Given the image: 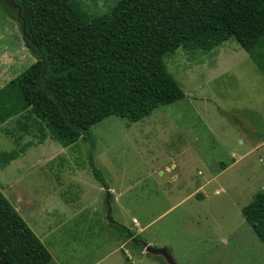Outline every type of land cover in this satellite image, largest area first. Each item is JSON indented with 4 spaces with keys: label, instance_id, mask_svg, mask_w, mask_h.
<instances>
[{
    "label": "rangeland",
    "instance_id": "374dc122",
    "mask_svg": "<svg viewBox=\"0 0 264 264\" xmlns=\"http://www.w3.org/2000/svg\"><path fill=\"white\" fill-rule=\"evenodd\" d=\"M79 1L93 15L118 2ZM219 29L225 35L203 41L210 51L164 56L182 100L136 123L104 119L91 128L93 145L40 142L25 112L0 127V153L18 152L7 165L0 156V189L55 259L68 243L57 264H167L105 227L109 215L148 246L170 250L176 264H264L241 213L264 190V75L235 40L217 43L228 36ZM26 120L27 133L17 125ZM89 152L113 189L110 200ZM70 215L65 237L55 226Z\"/></svg>",
    "mask_w": 264,
    "mask_h": 264
},
{
    "label": "trees",
    "instance_id": "16d2710c",
    "mask_svg": "<svg viewBox=\"0 0 264 264\" xmlns=\"http://www.w3.org/2000/svg\"><path fill=\"white\" fill-rule=\"evenodd\" d=\"M12 1L16 7L0 0V12L18 23L36 62L0 88V127L25 112L37 125L40 142L49 137L63 147L79 140L93 145L91 128L104 119L115 116L136 123L182 100L185 95L163 58L179 49L185 54L210 51L201 46L225 35L219 22L264 75V0H118L102 15L91 14L79 0ZM17 125L25 133L30 129L27 120ZM0 156L7 165L18 152ZM87 160L110 200L92 152ZM241 213L264 247V190ZM110 222L145 248L139 236ZM51 261L0 189V264Z\"/></svg>",
    "mask_w": 264,
    "mask_h": 264
},
{
    "label": "crops",
    "instance_id": "0c3cea01",
    "mask_svg": "<svg viewBox=\"0 0 264 264\" xmlns=\"http://www.w3.org/2000/svg\"><path fill=\"white\" fill-rule=\"evenodd\" d=\"M217 26L218 28H221V27H224L225 25L222 22H219L217 23ZM227 32L229 31L227 30ZM230 38L235 40L234 37L230 33H228V36L226 38H224L223 40L219 38L220 39L218 40L219 42L217 41L216 42L219 45H221L222 43L229 40ZM35 62H36V59L33 57V55H31V53L29 52L28 48L26 47L24 43L22 33H21L18 23H16L15 21L9 19L8 17L0 13V88H3L9 82L17 78L22 72L28 69ZM207 183L208 182H206V184ZM109 188H110L109 193L112 194L113 189L110 186ZM216 193H218V191ZM191 196L192 194L188 195L187 198ZM72 219L73 217L72 215H70L69 217L65 218L64 221L60 222V224L55 226V227H59L60 230H63V232L65 233V237H70L69 235H71L69 234V232L71 231V229H73L71 228V225H70V221H72ZM107 220H108L107 222L105 220L102 223L104 224L105 227H106V223L107 225L109 224V226L111 223L108 218ZM75 239L76 238H74V240ZM72 245L73 243L71 244V249H72ZM146 245L148 246L149 244H146ZM67 247H68V243L66 245L63 244L60 250L58 251L55 250L56 259L53 256V254H51L53 264H57V261L61 257L65 256L63 255V253H65L64 250L66 251ZM112 253L113 252H110L108 254L106 253L103 256L104 257L103 259L109 258Z\"/></svg>",
    "mask_w": 264,
    "mask_h": 264
},
{
    "label": "water",
    "instance_id": "95a60500",
    "mask_svg": "<svg viewBox=\"0 0 264 264\" xmlns=\"http://www.w3.org/2000/svg\"><path fill=\"white\" fill-rule=\"evenodd\" d=\"M5 1L9 3L11 6L16 7L12 0H5ZM18 17H20V10L18 11ZM144 252L152 256H161L162 258H164L167 264H176L171 256L170 251L166 248L157 249L146 245L144 248Z\"/></svg>",
    "mask_w": 264,
    "mask_h": 264
}]
</instances>
